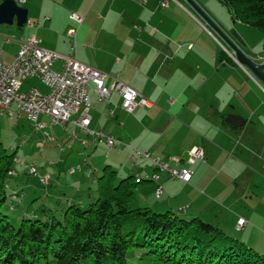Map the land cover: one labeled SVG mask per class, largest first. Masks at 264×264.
Instances as JSON below:
<instances>
[{
    "label": "crops",
    "instance_id": "1",
    "mask_svg": "<svg viewBox=\"0 0 264 264\" xmlns=\"http://www.w3.org/2000/svg\"><path fill=\"white\" fill-rule=\"evenodd\" d=\"M14 1L28 10V20L19 26L14 16L12 24H0V47L6 61L15 59L22 40L36 34L43 47L62 55L74 54L80 62L107 73V86L118 78L153 105L127 113L121 108V96L114 93L111 103L104 102L95 114L90 109V128L120 139L117 147L102 141L92 143L82 135L88 140L85 146L70 139L72 123L51 125L48 116L40 115L39 120L50 133L62 127L57 129L58 136L51 135L56 141H67L63 151L53 141L41 145L43 133L12 105L13 116L7 112L0 115L7 113L11 118L29 121L33 135L22 141L21 148L10 146L21 162H15L13 176L18 180L9 184V194L21 192L26 185L23 205L39 197L38 183L44 186L41 180L36 176L35 180H23L24 174L31 176L26 166L32 163L50 179L44 190L48 198L41 199L48 204L49 197L56 198L58 187H77L76 192H81L86 179L96 182L110 166L119 179L142 177L135 199L138 206L199 217L264 255V83L238 63L223 37L205 23L189 0H169L167 7L161 6L162 0ZM195 2L249 54L264 55V35L257 28L234 21L232 16L229 20L221 17L204 1ZM71 12L84 15V21L72 20ZM17 31L18 36H8ZM6 37L11 41L6 42ZM55 66L60 70L61 62ZM30 79L31 83L37 81ZM230 116L242 122L234 125L228 121ZM62 131L68 135L61 136ZM193 147L201 148L204 158L190 162ZM138 151L149 152L150 158ZM153 159L174 169L189 167L192 179L184 182L172 177ZM66 162H70V168L81 166L71 185L61 181L65 169L61 164ZM59 166L53 174L51 167ZM154 174H159V181L151 179ZM159 184L163 194L158 198ZM76 195L67 197L68 201L74 202ZM10 200L18 203L16 198ZM77 200L83 203L82 198ZM240 219L245 220L243 225Z\"/></svg>",
    "mask_w": 264,
    "mask_h": 264
},
{
    "label": "trees",
    "instance_id": "2",
    "mask_svg": "<svg viewBox=\"0 0 264 264\" xmlns=\"http://www.w3.org/2000/svg\"><path fill=\"white\" fill-rule=\"evenodd\" d=\"M220 1L234 21L264 35V0ZM15 156L0 144V264H264L263 254L218 225L138 206L141 179H119L110 166L97 177L98 195L88 208L66 198L55 205L60 216L44 202L40 215L33 210L40 196L26 207L25 192H8ZM11 197L18 199L8 208L19 214V225L2 210Z\"/></svg>",
    "mask_w": 264,
    "mask_h": 264
},
{
    "label": "built area",
    "instance_id": "3",
    "mask_svg": "<svg viewBox=\"0 0 264 264\" xmlns=\"http://www.w3.org/2000/svg\"><path fill=\"white\" fill-rule=\"evenodd\" d=\"M169 0H162L161 6L167 7ZM70 18L78 23L84 21V15L71 12ZM70 35H75L72 30ZM6 42L11 38L6 37ZM61 62V69H56L55 64ZM37 78L48 87V92L44 93L33 87L22 91V86L27 79ZM108 74L100 69L80 62L74 54L62 55L42 46V40L31 34L21 41V46L13 62H7L0 47V113H14L11 106L16 105L17 109L23 112L24 116L33 124L36 131L43 133L41 145L46 141L56 143L60 151L66 149V140L56 141L45 124L39 120L40 115L50 118L51 125H65L68 122L74 126L70 134V139L79 140L87 146L88 140L82 137L87 135L92 143L105 142L110 147H117L122 141L102 131H94L90 128V90L96 92L99 99L105 103H111L114 93L121 96V108L127 113H133L137 107H151L153 103L140 94L136 89L114 78L110 86L106 85ZM114 115V111H109ZM75 116H77L75 118ZM77 128V129H76ZM66 129V128H65ZM67 130V129H66ZM71 147V145H70ZM16 149V148H15ZM144 157L150 158L149 152H140ZM190 162L197 158H204L201 148L193 147L190 150ZM156 166L161 170H166L169 174L184 182L192 179V170L189 167L174 169L168 163L158 159H153ZM19 162L21 160L19 159ZM27 169H38L35 163L26 166ZM81 170V166L73 167L70 173L74 174ZM12 175H16L15 170H11ZM151 179L159 181V174H154ZM41 182L49 185L50 180L40 178ZM163 194V187L159 184L156 189V196L159 198ZM244 219L239 220L243 225Z\"/></svg>",
    "mask_w": 264,
    "mask_h": 264
},
{
    "label": "rangeland",
    "instance_id": "4",
    "mask_svg": "<svg viewBox=\"0 0 264 264\" xmlns=\"http://www.w3.org/2000/svg\"><path fill=\"white\" fill-rule=\"evenodd\" d=\"M195 2V0H193ZM201 3L204 1V3H208L209 6L215 10L216 13H218L221 17H227V19L229 20V18L231 19V15H230V12L228 10V8L223 5V3L220 1V0H199ZM196 3V2H195ZM197 4V3H196ZM198 12V11H197ZM198 15L205 21V23H207L210 27H212V29L214 27H218V25L211 19L210 16V19L214 22V24H211L209 22V20H207L206 18H204L205 16H202L201 13L198 12ZM220 17V18H221ZM25 28V27H24ZM215 29V28H214ZM215 31V30H214ZM261 32V31H259ZM18 31L17 33L13 34V35H8L10 37H16L18 36ZM221 36V35H220ZM222 37V36H221ZM226 42V41H225ZM7 62H13V61H7ZM55 68L57 69V67L55 66ZM31 79H29L28 81L25 82V85L23 86L22 90L25 91L27 89H30V87H32L33 85L38 87L42 92L46 93L48 92V87L45 86V84L43 82H41L40 80L37 79L36 82H30ZM90 99H91V105H92V113L95 114V111L96 109L99 107V106H102L104 102H102L101 100L99 101V96H97V94L94 92V91H91L90 93ZM32 126L30 124L29 121L27 120H20L19 118H11L7 113L5 115H0V143L2 144L3 147H5L6 149H8V151L11 153L12 150L10 148V146H20L19 148H21L23 145H22V141H27L30 139V137L33 135L32 133ZM57 129H61L62 130V127L61 126H57L55 127L52 132L58 136L57 134ZM51 132V134L53 135V133ZM63 132V131H62ZM67 136L68 133L67 132H63L61 136ZM56 137V136H55ZM57 139V138H56ZM66 153H63V156H65ZM36 154L33 153V156H35ZM36 159V161H38L40 159V157L38 155H36V157H34ZM32 158V159H34ZM63 158V157H62ZM31 159V160H32ZM40 161V160H39ZM65 167V169H64ZM70 162H66L65 164H61V168L64 169L62 170V182L65 183L66 181H69L67 182L65 185L67 184H72L73 181H74V178L76 177V174L73 175H69V170L71 169L70 168ZM60 168L59 167H51V170H52V173L55 174V172L58 171V169ZM40 172H43L41 168H39ZM29 171V169L27 170V172ZM42 175V174H41ZM99 175V174H97ZM15 176H11L10 178V181H9V184H14L16 180H15ZM26 178H30V179H33L35 180L34 176L31 175L30 177H27L26 174L23 175V180H25ZM36 180H40V178H36ZM38 189L41 191L40 193V198L42 200H46V198H48V193H45V185L41 186L40 183H38ZM90 184V186H89ZM53 185V184H52ZM18 186V185H16ZM47 188H48V185H47ZM57 189H60L57 193V196L56 198L53 197H49L50 198V201H51V206H54L55 209L53 210V214H56V215H59L60 216V213H61V209H59V206L56 207L57 205H60L63 204L66 200L67 197H74V195H77L75 196V199H74V202L76 203H79L83 208H88L90 203L95 201V199L97 198V184L96 182H93L92 179H91V182L88 181V179L85 180V186L83 188V190L81 192H76V189L77 187H72V186H68V187H65V189L63 187H58ZM21 192H25L27 191V188H26V185L23 186V188H20ZM61 199V202H58L60 201ZM78 198H82L83 200V203H80L79 200H77ZM10 199L7 200V202H5L4 206H3V211L10 217V219L16 224V225H19L20 222H18V217H19V214L18 213H15L14 211L10 210L8 207H9V204H10ZM136 201V200H135ZM134 201V202H135ZM31 202V201H30ZM29 203H26V207H31L32 204ZM41 201L39 203H36L34 206H33V210H36V211H39L40 215H43V213L41 212V207H40V204ZM56 205V206H55ZM155 211V210H154ZM166 212V211H165ZM164 213V212H162ZM181 216H184V214H182ZM45 217V216H43ZM186 218H189V217H186ZM21 220V219H20Z\"/></svg>",
    "mask_w": 264,
    "mask_h": 264
},
{
    "label": "water",
    "instance_id": "5",
    "mask_svg": "<svg viewBox=\"0 0 264 264\" xmlns=\"http://www.w3.org/2000/svg\"><path fill=\"white\" fill-rule=\"evenodd\" d=\"M192 6L205 16L211 24L214 22L206 15V13L193 1L189 0ZM14 16H17V24L22 26L28 20V10L21 7L14 0H5L0 4V24H12ZM219 34L226 41L230 47V53L234 56L238 63L242 66L247 67L252 71V73L264 83V55L259 54H249L244 48H242L236 41L230 38L226 33H224L220 28L214 27ZM228 121L234 125H238L242 122V119L236 116H230Z\"/></svg>",
    "mask_w": 264,
    "mask_h": 264
},
{
    "label": "bare ground",
    "instance_id": "6",
    "mask_svg": "<svg viewBox=\"0 0 264 264\" xmlns=\"http://www.w3.org/2000/svg\"><path fill=\"white\" fill-rule=\"evenodd\" d=\"M14 161L19 162V158H15ZM28 173L33 175V176H36L38 178H44V180H50L48 176L41 175L38 169H29ZM147 178H148V176H147ZM138 179L142 180V177L138 176Z\"/></svg>",
    "mask_w": 264,
    "mask_h": 264
}]
</instances>
